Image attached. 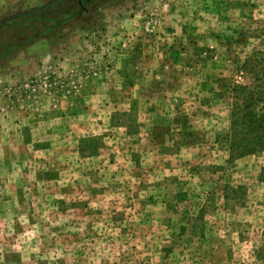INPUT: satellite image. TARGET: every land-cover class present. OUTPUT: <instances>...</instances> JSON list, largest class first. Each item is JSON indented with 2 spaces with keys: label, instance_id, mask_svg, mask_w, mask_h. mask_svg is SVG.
Here are the masks:
<instances>
[{
  "label": "rangeland",
  "instance_id": "obj_1",
  "mask_svg": "<svg viewBox=\"0 0 264 264\" xmlns=\"http://www.w3.org/2000/svg\"><path fill=\"white\" fill-rule=\"evenodd\" d=\"M51 1L0 0V40L8 19ZM84 18L58 30L40 27L0 48V100L35 105L39 98L43 108L18 129L25 143L40 155L50 143L38 130L56 116L107 109L122 131L119 118H130L129 135L143 133L146 148L169 142L161 149L165 176L138 186L135 213L123 200L106 199V189H94L105 200H93L95 222L103 225L106 208L113 223L167 213L149 230L176 226L170 235L184 246L165 247L169 256L177 253L169 264H264V151L238 154L229 139L234 104L242 103L232 88L254 86L249 70L264 58V0H106ZM46 63L51 67L42 71ZM7 119L0 102V129ZM81 121L76 127L83 131ZM83 150L96 153V142ZM70 203L77 217L89 214ZM144 247L129 253L135 264H152Z\"/></svg>",
  "mask_w": 264,
  "mask_h": 264
},
{
  "label": "clouds",
  "instance_id": "obj_2",
  "mask_svg": "<svg viewBox=\"0 0 264 264\" xmlns=\"http://www.w3.org/2000/svg\"><path fill=\"white\" fill-rule=\"evenodd\" d=\"M48 67L51 66L46 63L42 71ZM0 102L5 104L8 115L0 129V264H135V256L129 258V253L142 246H146L143 251L151 257L152 264H169L177 259V253L169 256L165 251L167 245L174 243L184 246L170 235L177 231L176 226L149 230L167 213H141L138 217L133 214L113 223V213L106 208L107 219L101 226L95 222L93 206V200L105 204L93 191L104 188L111 194L106 199L123 200L128 210L135 213L140 202L135 195L138 186L165 176L161 149L168 141L148 149L143 133L129 135L133 127L130 118H119L125 129L122 131L121 124L112 125L111 113L101 109L95 115L80 112L75 116H56L38 130L37 135L42 132L50 143L38 155L40 150L25 143V136L18 129L32 120L37 110L43 111L40 99L35 105L19 101V97L13 101L5 96ZM29 109L31 115L23 118L22 112ZM81 117L87 125L83 131L76 127L82 123ZM16 119H20V124L14 123ZM89 141L96 142V153L82 151L83 144ZM35 142L36 138L32 143ZM75 188L80 189V194L70 193ZM70 202L89 214L77 217V209ZM62 207L68 208L69 214L61 216L58 210ZM117 228L122 231L114 235Z\"/></svg>",
  "mask_w": 264,
  "mask_h": 264
},
{
  "label": "trees",
  "instance_id": "obj_3",
  "mask_svg": "<svg viewBox=\"0 0 264 264\" xmlns=\"http://www.w3.org/2000/svg\"><path fill=\"white\" fill-rule=\"evenodd\" d=\"M106 0H53L38 7L23 11L10 19V25L0 40V48L12 47L16 38L24 34L36 35L43 27L47 30H58L74 20L84 21L91 7ZM8 23V24H9ZM260 57V56H256ZM251 59V58H248ZM250 60H248L249 62ZM264 58L256 60V65L249 70L254 78V86H234L237 99L232 110V128L234 137L231 147L238 154H254L264 151ZM248 66L247 64L245 65ZM258 69L255 71V69ZM244 91V97L241 92ZM246 94V95H245Z\"/></svg>",
  "mask_w": 264,
  "mask_h": 264
},
{
  "label": "flooded vegetation",
  "instance_id": "obj_4",
  "mask_svg": "<svg viewBox=\"0 0 264 264\" xmlns=\"http://www.w3.org/2000/svg\"><path fill=\"white\" fill-rule=\"evenodd\" d=\"M0 54H1V55L4 54V51H1Z\"/></svg>",
  "mask_w": 264,
  "mask_h": 264
}]
</instances>
